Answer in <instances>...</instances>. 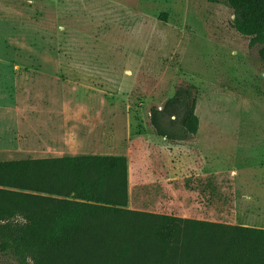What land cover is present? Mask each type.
<instances>
[{"label":"rangeland","instance_id":"374dc122","mask_svg":"<svg viewBox=\"0 0 264 264\" xmlns=\"http://www.w3.org/2000/svg\"><path fill=\"white\" fill-rule=\"evenodd\" d=\"M232 20L207 0H0V162L61 153L21 124L38 102H109L94 111L103 121L140 122L115 151L127 155V210L264 229V64ZM75 80L96 88L77 97ZM189 85L197 135L158 138L151 109ZM58 112L68 110H39L36 121ZM134 223L106 218L38 264H154L151 245L119 243ZM0 264L20 263L0 249Z\"/></svg>","mask_w":264,"mask_h":264},{"label":"trees","instance_id":"16d2710c","mask_svg":"<svg viewBox=\"0 0 264 264\" xmlns=\"http://www.w3.org/2000/svg\"><path fill=\"white\" fill-rule=\"evenodd\" d=\"M207 2L232 10V29L251 48L260 47L264 64V0ZM196 91L193 85L180 88L163 107L151 109L158 138L180 143L197 135ZM127 176L124 157L0 162L1 251L20 264H38L73 247L84 233H96L106 218L134 219L135 230L117 231L130 235L119 243L151 245L157 251L154 264H264V229L134 214L126 209Z\"/></svg>","mask_w":264,"mask_h":264},{"label":"crops","instance_id":"0c3cea01","mask_svg":"<svg viewBox=\"0 0 264 264\" xmlns=\"http://www.w3.org/2000/svg\"><path fill=\"white\" fill-rule=\"evenodd\" d=\"M88 72V70L81 71V73L84 74H89ZM61 83H58L59 88L61 86L65 87L67 84L64 79H62ZM88 84L89 82L83 83L82 81L75 80L73 85H71V88L76 91L75 96L86 97V95H91L93 91H90L89 88L91 87L89 86H92V89L96 87L93 84ZM108 105H110L109 102L92 103L83 100L59 104L38 102L35 112L29 113L28 110L25 114V121H21V124L24 125V128L28 131L33 127L34 129L39 128L36 133L40 134V140L45 144H51L50 147L54 148L53 150L61 152L57 155L46 156L47 159L86 156L126 158L127 155L124 153H115V151H119L118 144L120 142H123V144H130V142L127 141L131 136L136 134L135 130L140 128V125H138L140 122L129 116L125 122L103 121V119L100 118L102 114H97L94 111ZM32 107L35 106L27 105L29 109H32ZM61 108L67 109L68 112L54 113L49 117V121H45V116L40 115L41 119L36 121L39 110H57ZM13 118L12 120L15 119ZM124 137L125 141H123ZM198 220L201 219H197L196 221Z\"/></svg>","mask_w":264,"mask_h":264}]
</instances>
